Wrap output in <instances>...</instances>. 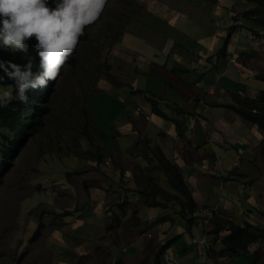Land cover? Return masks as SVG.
<instances>
[{
	"label": "crops",
	"instance_id": "obj_1",
	"mask_svg": "<svg viewBox=\"0 0 264 264\" xmlns=\"http://www.w3.org/2000/svg\"><path fill=\"white\" fill-rule=\"evenodd\" d=\"M240 1L244 10L254 6ZM137 9L108 54L111 70L101 73L87 102L107 165L99 167L103 179L95 178L96 186L108 182L120 190L122 169L132 178L136 167L147 164L140 151L148 140L182 168L200 206L242 226L264 225V130L229 107L235 95L254 97L264 89L263 32L226 0H138ZM224 14L231 20L228 37ZM237 35L244 39L240 49L232 43ZM149 99L159 101L166 117L154 112ZM129 196L141 225L116 229L121 246L111 264H157L167 243L159 264H170L166 253L175 264H264L260 243L243 254L209 258L192 236L196 227L207 241L212 223L205 232L199 223L188 228L190 235L173 238L176 219L172 223L166 210L147 206L135 191Z\"/></svg>",
	"mask_w": 264,
	"mask_h": 264
},
{
	"label": "rangeland",
	"instance_id": "obj_2",
	"mask_svg": "<svg viewBox=\"0 0 264 264\" xmlns=\"http://www.w3.org/2000/svg\"><path fill=\"white\" fill-rule=\"evenodd\" d=\"M226 1L228 5L236 7L237 15L242 16L246 3L240 0ZM137 8L138 0H106L98 18L86 27L91 30L90 39L81 41L73 61L62 68L52 85L51 107L56 114L55 119L63 116V112L70 107L75 97L80 96L84 88L94 91L98 77L92 80V76L86 74L91 62L107 59L113 44L116 40H121V33ZM222 18L227 21V25H223L228 37L231 20L227 14L222 15ZM237 38L240 37H233L232 43L240 49L244 39L239 41ZM90 70L94 69L91 67ZM0 88L15 95L12 86ZM72 124L73 122L67 121L66 125L52 130L53 134H60L62 137L59 143H69L71 133L67 127ZM52 144L45 136L31 138L15 167L0 186V264H111L113 251L119 250L121 242L117 232H109L107 225L118 222L119 217L127 223L135 220L136 207L131 206L128 200L131 193L129 184L136 186L135 173L139 167H145L148 163L143 158L147 164L136 167L132 178L125 177L122 169L120 190H114L113 182H107L103 187L95 184V178L103 179L98 171L107 166L106 161L97 164L96 168V162L88 159L90 154L85 150H80L81 157L76 156V151L79 152L76 146L71 147L70 150L74 152L71 155H68L67 149L53 153L59 144L54 147ZM83 145L85 149L94 151L86 143L83 142ZM41 150L49 153L41 155ZM226 160L230 162L232 156H227ZM67 172L72 175L68 176ZM113 178L110 177L109 180L112 181ZM160 182L165 188L169 187L164 174L160 175ZM246 183L250 181L247 180ZM122 203H126V206L122 207ZM199 207L197 214L203 213V218L212 223L211 218L216 213L208 211L206 207ZM166 211L172 223L175 219L178 221L173 238L178 237L176 234L190 235L188 225L178 213L179 206ZM254 225L264 229L262 224ZM193 233L198 238L192 236L196 243L201 242L203 233L196 227ZM208 235L203 249L206 255L212 240V235ZM215 249H220L219 245L216 244ZM133 255L137 259L138 255L131 253ZM221 256L228 255L208 257L216 260ZM202 261L199 259L198 263ZM140 264H146V260Z\"/></svg>",
	"mask_w": 264,
	"mask_h": 264
},
{
	"label": "trees",
	"instance_id": "obj_3",
	"mask_svg": "<svg viewBox=\"0 0 264 264\" xmlns=\"http://www.w3.org/2000/svg\"><path fill=\"white\" fill-rule=\"evenodd\" d=\"M243 1L252 3L254 6L243 11L242 16L252 24L253 28L260 29L264 36V0ZM90 33L91 30L85 28L84 34L81 36L77 47L74 49L67 63L73 61L81 41L90 39ZM228 41L227 39L226 43ZM34 42V38H30V44ZM222 53H224V49ZM29 54L38 65L39 57L36 56L35 51L31 47L29 48ZM0 59L12 60L18 64L26 63V59L22 58L20 53L12 55L11 53L0 51ZM91 67L94 69L93 71L90 70ZM90 68L86 74L87 76H92L93 80L95 77L99 78L103 71H110L111 65L106 60L102 62L92 61ZM173 70L175 72L180 71L177 67H174ZM260 79L264 81V72L261 73ZM53 83L54 81H50L47 88L30 92L29 103L26 105L12 100L5 107H0V186L3 184L8 173L15 167L21 152L31 138L45 136L53 142L51 146L54 147L55 144H59L53 153L64 152L67 149L68 155H71L74 153L70 150L71 147L76 146L79 151H76V156L81 157L82 153L80 150L83 149L90 154L88 155L89 160H93L98 164L106 161L95 119L87 106L91 92L84 88L85 90H83L80 96L75 97L70 107L63 112V116L55 119L56 114L52 111L51 107ZM0 86H12L15 93L13 81L7 78ZM149 100L152 103L154 112L166 117L164 111L159 108V101L156 99ZM229 107L245 121L256 124L264 130V89L260 91L259 95L254 97L235 95L234 103L229 105ZM67 121L73 122L72 125L67 127L70 130L71 139L69 143L67 141L59 143L62 137L59 136L60 134H53L52 130L66 125ZM143 141L146 148L140 152L148 164L145 167H139V170L135 173L134 181L136 186L131 190L143 195L149 207H159L169 210L170 208L179 206L178 213L183 217L188 228L190 229L200 223L205 232L207 218H203L197 214L200 207L190 190L182 169L167 157L159 145H152L148 140ZM83 142L88 147L94 148V151L92 149H85ZM46 153H49V151H40L41 155ZM161 174L166 176L169 184L168 188H165L161 184ZM67 175L70 176L72 173L67 172ZM122 205V207H125L126 203H122ZM134 215H136V218L130 223L122 221L121 217H119L118 222H111V224L107 225V230L115 234L116 229L121 226L130 228L140 226L141 218L138 215V210H135ZM62 216L65 215L62 214ZM211 222L213 228L208 231V234L212 235V240L207 249V255L211 258L222 254L230 256L243 254L254 243H262L264 245V229L260 228V226L251 223H246L245 226H242L232 217L223 213L214 214ZM224 232L226 233L223 234ZM216 244L221 246L220 250L215 249ZM169 246V243H167L160 248L155 259L157 264H159L160 257Z\"/></svg>",
	"mask_w": 264,
	"mask_h": 264
},
{
	"label": "clouds",
	"instance_id": "obj_4",
	"mask_svg": "<svg viewBox=\"0 0 264 264\" xmlns=\"http://www.w3.org/2000/svg\"><path fill=\"white\" fill-rule=\"evenodd\" d=\"M105 3L106 0H0V51L20 53L26 59L24 64L0 59V84L7 78L15 87L14 96L0 88V107L12 100L26 105L30 92L56 81L85 28L98 18ZM30 38L35 42L30 44ZM30 47L39 57L38 65L29 54Z\"/></svg>",
	"mask_w": 264,
	"mask_h": 264
},
{
	"label": "built area",
	"instance_id": "obj_5",
	"mask_svg": "<svg viewBox=\"0 0 264 264\" xmlns=\"http://www.w3.org/2000/svg\"><path fill=\"white\" fill-rule=\"evenodd\" d=\"M232 61H236V59L233 58ZM195 241H196V239H195ZM206 242H207V241H206L205 239H203L200 243L203 244V245H205ZM198 243H199V242H198ZM166 258L168 259V261H169L170 264H175L174 259H170L167 253H166Z\"/></svg>",
	"mask_w": 264,
	"mask_h": 264
}]
</instances>
